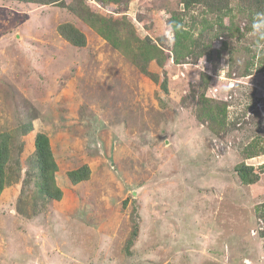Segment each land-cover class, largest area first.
Here are the masks:
<instances>
[{"label": "rangeland", "instance_id": "374dc122", "mask_svg": "<svg viewBox=\"0 0 264 264\" xmlns=\"http://www.w3.org/2000/svg\"><path fill=\"white\" fill-rule=\"evenodd\" d=\"M33 1L0 0V135L14 157L0 193V264H264L257 13L231 0L222 24L242 35L224 30L220 41L215 16L205 30L204 16H186L213 48L175 63L167 20L185 13L181 0ZM78 7L108 22L119 46L73 14ZM67 23L83 47L63 36ZM148 44L162 62L143 58ZM37 134L48 139L59 200L40 194ZM252 147L258 156L247 155ZM241 163L257 182H241ZM80 169L88 175L72 182Z\"/></svg>", "mask_w": 264, "mask_h": 264}, {"label": "trees", "instance_id": "16d2710c", "mask_svg": "<svg viewBox=\"0 0 264 264\" xmlns=\"http://www.w3.org/2000/svg\"><path fill=\"white\" fill-rule=\"evenodd\" d=\"M17 1H24V2H35L33 0H17ZM54 2L56 0H50V2ZM97 1V0H96ZM101 1V0H98ZM109 2L113 3H127L131 0H108ZM230 2L231 0H181V5L183 6V9L185 13L183 15H180L179 13H173L171 14L170 18L167 20L168 25L171 27L173 35H174V45H173V57L175 63H179L183 61L184 59H190L192 63H195L197 60H199L204 54H207L203 51V48H209L212 47L211 42L214 40L221 39L220 35L224 34V30L228 31V34H230L233 38H240L242 33L237 29V27H234L233 24L230 22V26H224L222 24V19L226 14L231 13L230 11ZM238 3H241L240 8L242 10H246L249 12L254 11L255 13H264V0H238ZM196 9L203 10L201 12V15L197 14L196 16L192 15V11ZM72 13L76 14L82 20L90 27L96 29L98 31L103 39L109 41L113 47L119 46V41H116L115 36V29L111 26H109L108 22L107 25H104L105 20L98 17L97 15L91 14L87 10H84L82 7H78L76 11L72 9ZM187 17H190L193 19V22H196L198 20V17L204 16L202 19H200V26H202V30L207 29L208 27H212L211 21L207 17H214L216 18L215 22L220 26V30L218 35L214 34L215 37L213 40L210 39L207 44H204V42L199 38L195 39L193 35L191 34L189 29H186L185 23L183 22V19ZM102 25V29H98L99 25ZM224 26V27H223ZM63 30L61 33L64 37L68 40V42L75 46V47H83L85 45V39L81 33H79L71 24L67 23L66 25L62 26ZM202 30L200 31V35H202ZM135 40V38H134ZM220 41V40H218ZM201 43L202 47L198 48ZM126 44H129L128 41L125 42ZM143 44V42L141 43ZM222 47H225V43L222 45ZM161 47L157 44H148L147 47H145L143 50H145L143 58L145 60H149L150 58H156L160 62L164 59L163 52L160 49ZM213 48V47H212ZM219 51H217V54ZM208 59V58H207ZM248 65H252L251 63H248ZM253 67V66H251ZM257 67L259 72L264 71V63L263 61H259L257 63ZM140 68V67H139ZM142 72L146 73V70L144 67L140 68ZM250 68H248L249 70ZM165 85V83H164ZM163 85V87H164ZM165 88V87H164ZM208 117V116H207ZM26 129L23 130L27 133L31 131L30 127H25ZM8 134L4 133L0 135V193L7 183V169L8 164H13L14 157L10 155V147L11 144L8 143ZM34 162L36 164V171H37V179H38V187L40 190V194L44 196L47 199L52 200H59L61 197V193L59 190L52 191L51 188V180H52V174L56 170V165L53 160V155L50 149V145L48 142V139L43 134H37L34 139ZM259 149L257 150L255 147L251 148V151L247 153V155H250L252 157L258 156ZM264 167H261V169ZM85 169H80L79 171H72L69 173V179L73 182L77 179L80 181L84 180L88 173L84 172ZM236 173L241 180V182L245 185H251L254 184L259 180L258 175L256 174L255 169L252 166L245 165L244 163H241L236 167ZM135 234V233H134Z\"/></svg>", "mask_w": 264, "mask_h": 264}, {"label": "clouds", "instance_id": "9594fccd", "mask_svg": "<svg viewBox=\"0 0 264 264\" xmlns=\"http://www.w3.org/2000/svg\"><path fill=\"white\" fill-rule=\"evenodd\" d=\"M251 35L257 40H264V13L257 14V19L252 25ZM207 56L203 55L201 58L206 59Z\"/></svg>", "mask_w": 264, "mask_h": 264}]
</instances>
